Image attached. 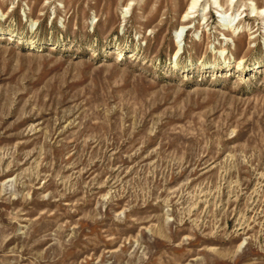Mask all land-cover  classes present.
I'll return each instance as SVG.
<instances>
[{
  "label": "rangeland",
  "instance_id": "rangeland-1",
  "mask_svg": "<svg viewBox=\"0 0 264 264\" xmlns=\"http://www.w3.org/2000/svg\"><path fill=\"white\" fill-rule=\"evenodd\" d=\"M0 264H264V0H0Z\"/></svg>",
  "mask_w": 264,
  "mask_h": 264
},
{
  "label": "bare ground",
  "instance_id": "bare-ground-1",
  "mask_svg": "<svg viewBox=\"0 0 264 264\" xmlns=\"http://www.w3.org/2000/svg\"><path fill=\"white\" fill-rule=\"evenodd\" d=\"M194 3V2H193ZM194 7V6H193ZM190 9V8H189ZM184 26H181L180 30L178 29L177 32L180 33ZM177 34V33H176ZM182 34V33H181Z\"/></svg>",
  "mask_w": 264,
  "mask_h": 264
}]
</instances>
